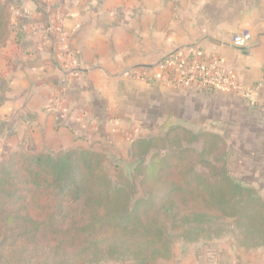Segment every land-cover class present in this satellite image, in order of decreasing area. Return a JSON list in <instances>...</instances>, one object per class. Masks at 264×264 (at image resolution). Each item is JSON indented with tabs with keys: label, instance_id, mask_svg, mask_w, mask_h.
<instances>
[{
	"label": "crops",
	"instance_id": "crops-1",
	"mask_svg": "<svg viewBox=\"0 0 264 264\" xmlns=\"http://www.w3.org/2000/svg\"><path fill=\"white\" fill-rule=\"evenodd\" d=\"M2 1L11 7L12 34L0 47V162L20 149L59 153L132 143L161 96L173 91L164 69L170 56L204 65L216 59L243 88L264 81V0ZM62 31L67 69L59 58ZM243 32L251 36L248 46L235 47ZM186 90V105L200 107L201 127L215 123L225 138L235 132L238 158L256 147L254 162L264 163V85L251 99ZM225 257L210 260L264 264L260 250ZM182 264L200 263L190 255Z\"/></svg>",
	"mask_w": 264,
	"mask_h": 264
},
{
	"label": "trees",
	"instance_id": "trees-1",
	"mask_svg": "<svg viewBox=\"0 0 264 264\" xmlns=\"http://www.w3.org/2000/svg\"><path fill=\"white\" fill-rule=\"evenodd\" d=\"M11 17L0 0V47L12 34ZM167 125L161 136L132 141V180L113 181L91 149L6 152L0 264H154L172 256L179 236L222 235L223 220L233 221L246 246L264 247V198L233 176L227 140ZM138 185L146 193L135 198Z\"/></svg>",
	"mask_w": 264,
	"mask_h": 264
},
{
	"label": "rangeland",
	"instance_id": "rangeland-1",
	"mask_svg": "<svg viewBox=\"0 0 264 264\" xmlns=\"http://www.w3.org/2000/svg\"><path fill=\"white\" fill-rule=\"evenodd\" d=\"M171 89L173 91L169 92V95L166 97L163 95L161 96L162 100L158 103L159 107H156L157 104H155L153 111L149 116H146L142 129L135 134H132L133 140L138 137H149L152 135V132L154 135L161 136L169 127L167 124L170 123L172 124L171 127H184L194 133H217V126L215 129L211 128V125L209 124H206L203 127L200 126L199 105L195 104L193 107H188L186 105V100L190 97V93L186 90L187 88L172 87ZM229 133L230 134L226 138L223 131L217 134L223 136L231 147L230 168L233 176L237 178L238 181L259 189L264 198V163L256 164L254 160H260V158H258L257 155H251L252 153H256V147L244 148V151H241L243 153L242 156L238 158V147H233V145H238V139L232 136L235 132H231L230 130ZM100 143H98L99 145L81 147L79 149L88 148L101 153L105 158V166L108 174L113 181L117 182L120 175L132 180L134 162L132 159V143L129 141H118V143L115 144ZM161 152L163 153L164 151L161 150ZM145 193L146 190L138 185L135 192V198L143 197ZM220 224L225 226V230L220 236H214L210 239L209 237H205L199 240H184L181 236L177 237L172 247V256L154 264H182V262L188 260L190 255H196L200 264H213L214 262H212L210 258L213 257L214 259L215 257V259H217L218 254L221 255L222 259H225L227 258L225 256L229 255V253H238V251H264V247L251 248L246 246L240 233L235 229V224L232 220H223ZM227 260L229 259H226L225 261ZM97 264L136 263L131 260H113Z\"/></svg>",
	"mask_w": 264,
	"mask_h": 264
},
{
	"label": "built area",
	"instance_id": "built-area-1",
	"mask_svg": "<svg viewBox=\"0 0 264 264\" xmlns=\"http://www.w3.org/2000/svg\"><path fill=\"white\" fill-rule=\"evenodd\" d=\"M251 36L248 32L236 35L233 44L238 48L248 46ZM59 47L61 49L60 60L63 68L67 69L71 64L67 57L68 36L60 33ZM164 69L167 72L168 84L172 87L197 88V89H222L233 92H241L247 99H251L264 85V81L252 88H243L238 80L231 74L223 71L216 59H211L208 64L186 61L179 56H170L164 61Z\"/></svg>",
	"mask_w": 264,
	"mask_h": 264
},
{
	"label": "water",
	"instance_id": "water-1",
	"mask_svg": "<svg viewBox=\"0 0 264 264\" xmlns=\"http://www.w3.org/2000/svg\"><path fill=\"white\" fill-rule=\"evenodd\" d=\"M211 128L215 129L216 128V124L215 123L211 124Z\"/></svg>",
	"mask_w": 264,
	"mask_h": 264
}]
</instances>
